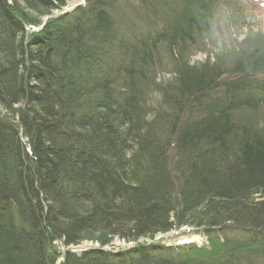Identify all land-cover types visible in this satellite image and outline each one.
Returning a JSON list of instances; mask_svg holds the SVG:
<instances>
[{
  "label": "trees",
  "instance_id": "trees-1",
  "mask_svg": "<svg viewBox=\"0 0 264 264\" xmlns=\"http://www.w3.org/2000/svg\"><path fill=\"white\" fill-rule=\"evenodd\" d=\"M68 2L0 0V264H264V48L190 61L235 0Z\"/></svg>",
  "mask_w": 264,
  "mask_h": 264
},
{
  "label": "rangeland",
  "instance_id": "rangeland-1",
  "mask_svg": "<svg viewBox=\"0 0 264 264\" xmlns=\"http://www.w3.org/2000/svg\"><path fill=\"white\" fill-rule=\"evenodd\" d=\"M83 0H69L68 4L64 7L74 6ZM236 7L240 9L241 16L240 21L236 25H232V22L223 20L219 16L217 21V29H215L211 40H206L200 45L199 49H194L191 62L200 63L209 59L213 61L218 55L228 54L233 52L241 41H246V44H252L264 48V0H235ZM27 16H32L33 12L27 11ZM53 15L59 14L58 11H53ZM49 16L41 17V21L46 20ZM171 74L169 71V66L167 64V59L163 60V67L160 68L156 73L157 84L164 83L169 80ZM156 94H152V105L158 102ZM200 228H191V226L183 225L179 228L173 229L168 232L156 233L152 238L145 237L137 240L136 242L122 240L117 238H112L107 245L104 246L106 249L112 248L113 250H123L127 248H132L138 244L145 243L155 245L170 246L184 241L191 237V239L206 242V237ZM98 234L94 235L97 237ZM99 243L94 241H85L78 246H72L70 249L74 252L85 250L89 247H97ZM60 258L57 263H60Z\"/></svg>",
  "mask_w": 264,
  "mask_h": 264
},
{
  "label": "water",
  "instance_id": "water-1",
  "mask_svg": "<svg viewBox=\"0 0 264 264\" xmlns=\"http://www.w3.org/2000/svg\"><path fill=\"white\" fill-rule=\"evenodd\" d=\"M82 3H83V2H80V3H78V4L74 5V6L66 7V8H64L63 11H61L60 13H62V14H63V13H67V12L71 11L72 9H74L75 7L81 5Z\"/></svg>",
  "mask_w": 264,
  "mask_h": 264
}]
</instances>
